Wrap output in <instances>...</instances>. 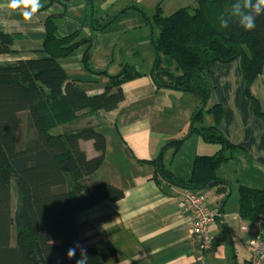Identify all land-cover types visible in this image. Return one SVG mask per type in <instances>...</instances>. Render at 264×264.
Here are the masks:
<instances>
[{
	"label": "trees",
	"instance_id": "16d2710c",
	"mask_svg": "<svg viewBox=\"0 0 264 264\" xmlns=\"http://www.w3.org/2000/svg\"><path fill=\"white\" fill-rule=\"evenodd\" d=\"M55 2L63 0H48L44 8ZM196 2L195 8H181L166 17L157 11L153 17L158 29V35L151 39L156 58L153 84L197 95L205 108L211 96L208 71L217 63L239 60L245 93L255 114L264 120L249 93L255 78L264 75V13L256 17L252 30H245L232 11L236 0ZM91 12L90 7L88 24L93 31H102L112 23V16L103 21L95 18L94 12L91 17ZM62 16L50 15L44 20L45 58L0 66V264H76L81 254L77 215L100 202H117L124 196L122 190L106 183L86 190L81 182L96 173L105 160L106 139L98 131L95 117L116 110L124 99L122 86L138 74L125 66L117 75L107 76L100 93L88 94L85 85L67 77L59 60L86 46L81 59L84 68L96 76L106 74L89 67L90 39L79 31L56 35ZM12 46V36L0 31V55L11 53ZM209 112L212 125L195 127L202 115L196 111L192 131L219 149L213 155L195 157L187 180L166 169L161 159L149 162L155 166L158 181L182 190L230 191V184L217 177V169L230 160L226 152L234 147L218 130L222 108L216 105ZM55 128H62V132L51 134ZM87 141L95 151L91 158L81 147V142ZM180 143L172 142L171 146L177 150ZM13 181L15 203L11 199ZM238 214L249 221L264 216V190L240 185ZM71 250L75 254L70 259ZM86 250L88 264H110L116 253Z\"/></svg>",
	"mask_w": 264,
	"mask_h": 264
},
{
	"label": "crops",
	"instance_id": "0c3cea01",
	"mask_svg": "<svg viewBox=\"0 0 264 264\" xmlns=\"http://www.w3.org/2000/svg\"><path fill=\"white\" fill-rule=\"evenodd\" d=\"M99 1L103 6L112 3ZM191 1L183 0L177 6L195 8L196 0L194 5ZM7 3L8 0H0V5L5 6L0 8V31L12 36L13 46L11 53L0 55V66L46 57L42 52L43 23L50 15H63L57 21L58 37L83 29L86 34L95 32L88 24L90 6L86 0H63L46 9L48 0H42L41 10L28 22L23 18L26 9H10ZM138 5L139 0H125L121 6ZM69 10L75 13L73 17ZM110 16L106 13L99 19L104 21ZM114 38L91 46V54L108 52ZM86 50L82 46L59 63L69 79L86 86L88 94L100 93L108 81L101 77L117 75L125 66L133 67L138 75L122 86L124 99L116 110L100 112L95 117L97 129L106 139L105 160L81 184L90 190L96 184L106 183L122 190L124 196L117 202H100L77 215L80 248L116 250L110 264H250L248 244L257 238L259 223L239 216L238 187L264 190V120L255 114L245 93L240 61L217 63L207 73L211 86L209 110L216 105L222 108L218 130L234 149L230 160L217 169V177L230 184V191L217 194L212 189L207 200L209 209L217 213L208 230L215 244L201 252V239L189 234L191 219L180 201L183 190L158 181L155 166L149 163L160 158L166 169L187 180L195 157L212 155L219 149L215 144L204 143L192 131L193 115L200 103L192 93L155 87L147 66L126 63L108 70L106 64H98L96 71L91 70L106 75L80 73L74 77L73 67L81 63ZM249 93L264 115V75L255 78ZM177 141L181 144L174 150L171 143ZM81 147L87 157L95 155L92 142H81Z\"/></svg>",
	"mask_w": 264,
	"mask_h": 264
},
{
	"label": "rangeland",
	"instance_id": "374dc122",
	"mask_svg": "<svg viewBox=\"0 0 264 264\" xmlns=\"http://www.w3.org/2000/svg\"><path fill=\"white\" fill-rule=\"evenodd\" d=\"M91 1L95 18L109 13L112 16V20L116 19V17L117 19L104 31L86 34L85 29L81 30V36L90 39L91 46L93 47L115 37L112 42V47L108 52L96 53L94 56L90 52L88 60L90 69L94 70L98 64H106L108 70H111L114 66L120 65L122 67L128 63L135 67L147 66V69L150 71L153 61L155 60V50L151 43V39L153 35H158V29L153 24L152 19L157 11L164 17L172 15L176 10L178 11L180 7L177 6V3L181 4L183 0H139L140 5L136 7L121 6L124 5L125 0H112L114 5L111 3V6L109 3L103 6L99 0ZM191 2L193 5L195 4L194 0ZM74 15L75 13L73 11L69 13L70 17ZM71 73L74 77H78L80 73L85 76L88 74L92 76V73L86 70L80 62L74 65ZM101 79L104 82L107 80L106 77H101ZM193 95L194 94H191V96ZM194 98H196V102L200 103L199 108H201L200 98L197 95H194ZM209 102L210 99L208 101V106L206 105L202 110L201 119L195 122V127L199 129L208 128L211 126L210 124H212V115L209 114ZM50 132L53 135H57L62 132V128H55ZM195 132L197 133V131ZM197 134L202 139L201 135L199 133ZM226 153L227 156L230 155L231 157L232 151H230L229 154L228 152ZM11 199L13 203L16 202V185L14 181L11 182Z\"/></svg>",
	"mask_w": 264,
	"mask_h": 264
},
{
	"label": "built area",
	"instance_id": "2783aa9c",
	"mask_svg": "<svg viewBox=\"0 0 264 264\" xmlns=\"http://www.w3.org/2000/svg\"><path fill=\"white\" fill-rule=\"evenodd\" d=\"M211 190H183L181 193V206L191 219L189 234L201 239L200 249L205 252L214 246V241L209 237L210 223L217 216L207 206V200L211 197ZM259 231L257 238L250 241L248 251L250 253V264H264V216L257 219Z\"/></svg>",
	"mask_w": 264,
	"mask_h": 264
},
{
	"label": "clouds",
	"instance_id": "9594fccd",
	"mask_svg": "<svg viewBox=\"0 0 264 264\" xmlns=\"http://www.w3.org/2000/svg\"><path fill=\"white\" fill-rule=\"evenodd\" d=\"M10 9H18L21 6L26 9L23 12V18L26 22L30 21L32 16L41 7L39 0H8L6 5ZM5 7L0 5V8ZM234 15L238 17L239 24L245 30H252L255 27L256 17L264 13V0H256L253 4L252 0H236L232 6ZM80 258L76 264H88V255L86 248L81 247ZM74 250L69 251L68 257L74 256Z\"/></svg>",
	"mask_w": 264,
	"mask_h": 264
},
{
	"label": "water",
	"instance_id": "95a60500",
	"mask_svg": "<svg viewBox=\"0 0 264 264\" xmlns=\"http://www.w3.org/2000/svg\"><path fill=\"white\" fill-rule=\"evenodd\" d=\"M89 3H90V7H91V10H92V12H91V17L93 16V9H92V1L91 0H89ZM132 9V8H131ZM122 13V12H121ZM117 18V17H116ZM114 20V19H113ZM112 20V21H113ZM154 61H156V58H155V60ZM153 65V64H152ZM153 67V66H152ZM149 76H150V78L152 79L153 78V68H151L150 69V71H149ZM204 109V105H201V108H199L198 110H197V113H199V112H201L202 110ZM191 127H193V125L191 126ZM160 159V158H159ZM158 159V160H159Z\"/></svg>",
	"mask_w": 264,
	"mask_h": 264
}]
</instances>
